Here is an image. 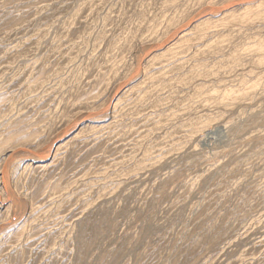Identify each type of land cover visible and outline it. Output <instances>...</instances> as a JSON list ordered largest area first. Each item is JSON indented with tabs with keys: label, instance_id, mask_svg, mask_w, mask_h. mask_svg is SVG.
I'll return each instance as SVG.
<instances>
[{
	"label": "rangeland",
	"instance_id": "374dc122",
	"mask_svg": "<svg viewBox=\"0 0 264 264\" xmlns=\"http://www.w3.org/2000/svg\"><path fill=\"white\" fill-rule=\"evenodd\" d=\"M0 264H264V0H0Z\"/></svg>",
	"mask_w": 264,
	"mask_h": 264
}]
</instances>
